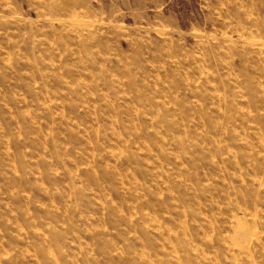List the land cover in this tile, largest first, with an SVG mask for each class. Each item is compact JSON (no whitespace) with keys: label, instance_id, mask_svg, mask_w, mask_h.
<instances>
[{"label":"rangeland","instance_id":"obj_1","mask_svg":"<svg viewBox=\"0 0 264 264\" xmlns=\"http://www.w3.org/2000/svg\"><path fill=\"white\" fill-rule=\"evenodd\" d=\"M0 264H264V0H0Z\"/></svg>","mask_w":264,"mask_h":264},{"label":"crops","instance_id":"obj_2","mask_svg":"<svg viewBox=\"0 0 264 264\" xmlns=\"http://www.w3.org/2000/svg\"><path fill=\"white\" fill-rule=\"evenodd\" d=\"M123 1V3H127V4H133L134 0H121Z\"/></svg>","mask_w":264,"mask_h":264},{"label":"bare ground","instance_id":"obj_3","mask_svg":"<svg viewBox=\"0 0 264 264\" xmlns=\"http://www.w3.org/2000/svg\"><path fill=\"white\" fill-rule=\"evenodd\" d=\"M154 222V221H153ZM257 228V227H256ZM259 236V235H258ZM245 238V237H244ZM258 238V237H257ZM246 240V239H245ZM245 243V242H244ZM170 244H172V243H170ZM238 244V243H237ZM233 247V246H232ZM235 256V255H234Z\"/></svg>","mask_w":264,"mask_h":264}]
</instances>
